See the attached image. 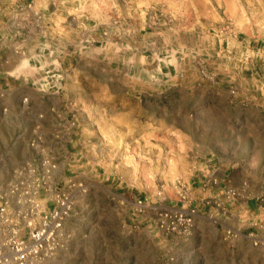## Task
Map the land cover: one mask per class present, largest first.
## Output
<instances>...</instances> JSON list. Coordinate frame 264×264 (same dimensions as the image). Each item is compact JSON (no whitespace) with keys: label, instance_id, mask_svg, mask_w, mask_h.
<instances>
[{"label":"rangeland","instance_id":"rangeland-1","mask_svg":"<svg viewBox=\"0 0 264 264\" xmlns=\"http://www.w3.org/2000/svg\"><path fill=\"white\" fill-rule=\"evenodd\" d=\"M0 71V188L75 199L30 264H264V0H0Z\"/></svg>","mask_w":264,"mask_h":264},{"label":"built area","instance_id":"built-area-1","mask_svg":"<svg viewBox=\"0 0 264 264\" xmlns=\"http://www.w3.org/2000/svg\"><path fill=\"white\" fill-rule=\"evenodd\" d=\"M77 188L83 186L79 184ZM28 204L26 208H15L0 188V264L41 263L52 257L60 246L75 199L71 192H62L53 196L54 205L49 210H42L35 198H30ZM138 206H142L141 201ZM193 214L194 211L180 213L178 223L190 227Z\"/></svg>","mask_w":264,"mask_h":264},{"label":"crops","instance_id":"crops-1","mask_svg":"<svg viewBox=\"0 0 264 264\" xmlns=\"http://www.w3.org/2000/svg\"><path fill=\"white\" fill-rule=\"evenodd\" d=\"M1 72V71H0ZM7 85V84H6ZM8 86V85H7ZM5 88V87H4ZM15 88V87H14ZM0 91H1V87H0ZM5 105H9V102L7 101V102H5ZM217 161H218V163H219V165H221V166H225V161L222 159V158H220V157H217ZM226 164H227V166H231V163L229 162V163H227L226 162ZM226 169V168H225Z\"/></svg>","mask_w":264,"mask_h":264}]
</instances>
